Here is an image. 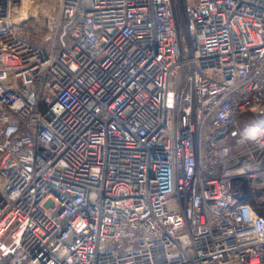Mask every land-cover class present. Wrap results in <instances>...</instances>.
<instances>
[{
    "label": "built area",
    "instance_id": "obj_1",
    "mask_svg": "<svg viewBox=\"0 0 264 264\" xmlns=\"http://www.w3.org/2000/svg\"><path fill=\"white\" fill-rule=\"evenodd\" d=\"M0 264H264V0H0Z\"/></svg>",
    "mask_w": 264,
    "mask_h": 264
}]
</instances>
